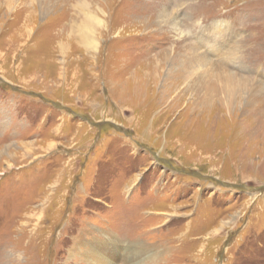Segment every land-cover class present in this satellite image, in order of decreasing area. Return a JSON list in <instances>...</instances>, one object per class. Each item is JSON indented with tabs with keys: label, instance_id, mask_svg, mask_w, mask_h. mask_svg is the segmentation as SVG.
Segmentation results:
<instances>
[{
	"label": "rangeland",
	"instance_id": "rangeland-1",
	"mask_svg": "<svg viewBox=\"0 0 264 264\" xmlns=\"http://www.w3.org/2000/svg\"><path fill=\"white\" fill-rule=\"evenodd\" d=\"M93 254L264 264V0H0V264Z\"/></svg>",
	"mask_w": 264,
	"mask_h": 264
},
{
	"label": "bare ground",
	"instance_id": "bare-ground-1",
	"mask_svg": "<svg viewBox=\"0 0 264 264\" xmlns=\"http://www.w3.org/2000/svg\"><path fill=\"white\" fill-rule=\"evenodd\" d=\"M99 1H100V0H99ZM202 82H203V81H202ZM203 83L205 84L206 81L204 80ZM203 83H202V84H203ZM201 88H202V87H201ZM226 88H227V87H226ZM226 88H225V89H226ZM229 92H230V90H229ZM224 94H225V93H224ZM230 94H231V93H230ZM223 96H224V95H223ZM223 96H222V97H223ZM232 98H234V97H232ZM255 121H256V120H255ZM258 121H259V120H258ZM257 123H258V122H257ZM256 126H257V125H256ZM261 126H263V125H261ZM257 127H258V126H257ZM262 128H263V127H262ZM259 129H260V127H259ZM260 130L263 131L262 129H260ZM260 130H259V131H260ZM258 133H259V132H258ZM104 243H105V242H104ZM116 243H117L116 245L119 246V245H118L119 242L116 241ZM107 244H108V243H107ZM111 244H112V243H111ZM120 245H121V244H120ZM114 246H115V245H114ZM104 248H106V247L104 246ZM123 249H124V248H122V250H120V252H122ZM142 250L145 251V249H142V248H139V249H138V253H137V254H139V256L143 254ZM127 252H130V251L128 250ZM127 252H126V253H127ZM147 252H149V250H147ZM125 256H126V255H125ZM125 256H124V258H125ZM122 257H123V255H121L119 258L121 259ZM96 260H97V259H96L95 255L93 254V257L91 258L90 261H91L93 264H101L99 261L97 262ZM114 260H115V259H114ZM114 262H115V261H114ZM106 264H115V263L111 262V263H106Z\"/></svg>",
	"mask_w": 264,
	"mask_h": 264
}]
</instances>
